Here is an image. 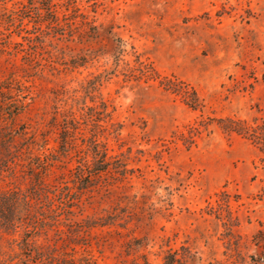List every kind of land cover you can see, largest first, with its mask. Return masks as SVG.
Listing matches in <instances>:
<instances>
[{
	"label": "rangeland",
	"instance_id": "rangeland-1",
	"mask_svg": "<svg viewBox=\"0 0 264 264\" xmlns=\"http://www.w3.org/2000/svg\"><path fill=\"white\" fill-rule=\"evenodd\" d=\"M0 83L10 95L26 88L15 124L34 138L0 186L25 188L35 174L82 193L89 218L78 237L63 227L61 250L97 264H264V152L218 122L264 125V0H0ZM91 106L110 164L81 190L72 173L94 130ZM37 155L48 165L31 171ZM0 238L10 264L21 237Z\"/></svg>",
	"mask_w": 264,
	"mask_h": 264
},
{
	"label": "trees",
	"instance_id": "trees-1",
	"mask_svg": "<svg viewBox=\"0 0 264 264\" xmlns=\"http://www.w3.org/2000/svg\"><path fill=\"white\" fill-rule=\"evenodd\" d=\"M28 17L29 12H25ZM31 16L33 20H41L44 15L40 10ZM48 15L50 20H59L55 10L49 6ZM19 16V17H20ZM7 20H16L15 15H7ZM40 29V27H36ZM41 30V29H40ZM12 86L0 83V180L6 175L16 176V167L26 160V154L33 153L34 138L28 135L25 125L16 126V116L22 111L26 104L22 101L27 94L26 88L18 84L16 95H10L5 90ZM189 88L183 87L182 95H189L190 105L194 108L197 103L198 94L195 90L187 92ZM193 99V100H190ZM188 102V103H189ZM91 110L86 121L91 119L93 124V133L87 139L88 148L80 155L77 171L72 173L74 181L79 182V189L91 187L99 180L103 172L108 171L109 162L107 160L108 152L105 145L99 141L98 135L105 130L100 121L103 119L102 112L97 111L95 107ZM94 114H93V112ZM97 114V119L92 118ZM72 124L78 121L73 117ZM220 126L227 132H235L244 135L256 143L260 150L264 152V125L251 126L244 120L234 117H222L218 120ZM70 122L66 119L63 130L61 131V151L63 155L68 156L73 145V136L70 134ZM103 147V150L100 148ZM92 154L94 161L88 158ZM28 165L31 171H34L35 164L38 166H47L41 160L40 156H28ZM37 160V161H36ZM116 173L124 176L129 169L123 164L116 167ZM30 185L21 187H12L8 190L0 186V233L17 234L21 239H14L19 247L10 260V264H97L89 257L76 258L74 256L75 247L72 253L61 250L58 244L59 240L65 241L63 237L68 230V237L80 236L83 230V222L87 221L89 216L84 214V205L81 199L82 193L73 191V187L67 181L50 184L43 178L33 174ZM82 192V191H81ZM82 218L77 220L76 217ZM50 231H54L57 238L51 242ZM44 236L48 242H39V237ZM257 236L264 240V226L258 231ZM1 239V238H0ZM0 262L2 259L0 258Z\"/></svg>",
	"mask_w": 264,
	"mask_h": 264
}]
</instances>
